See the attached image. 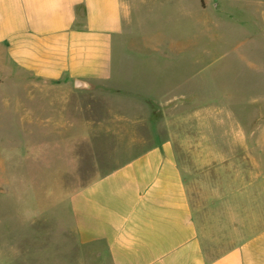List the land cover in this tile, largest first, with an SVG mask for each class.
I'll return each mask as SVG.
<instances>
[{
  "label": "crops",
  "instance_id": "1",
  "mask_svg": "<svg viewBox=\"0 0 264 264\" xmlns=\"http://www.w3.org/2000/svg\"><path fill=\"white\" fill-rule=\"evenodd\" d=\"M212 1L211 10L216 11L223 0ZM237 1L264 12V0ZM144 3L0 0V76L10 86L19 83L37 92L28 94L35 98L34 106L24 108L22 116L29 123L38 122L41 133L52 124L53 133L60 135L72 122L63 114L70 95H87L116 84L126 96L134 92L136 101L158 108L166 117L161 123H174L177 117L190 120L192 105L205 106L198 64L207 55L206 47L192 51L190 45L202 39L208 22L211 26L217 22L211 18L207 22L206 0H170L178 18L151 33L144 26ZM114 43L120 56L114 55ZM127 45L145 46V51L129 52ZM76 80L87 86L75 87ZM51 91L61 92L60 98ZM7 99L17 108L25 105L15 93ZM232 131L230 138L245 140L250 154L246 140L253 132ZM155 132L149 147L67 193V212L42 214L53 218L55 227L53 233L49 229L37 235L47 242L53 235V246H35L36 233L26 232L21 245L8 243V264L19 258L32 264L36 250L38 264H264V226L219 255L207 257L173 131L166 126Z\"/></svg>",
  "mask_w": 264,
  "mask_h": 264
},
{
  "label": "rangeland",
  "instance_id": "2",
  "mask_svg": "<svg viewBox=\"0 0 264 264\" xmlns=\"http://www.w3.org/2000/svg\"><path fill=\"white\" fill-rule=\"evenodd\" d=\"M206 1L207 22L211 18L217 23L208 22L202 39L190 45L192 51L207 49L198 64L205 106L192 105L190 120L177 117L174 123H161L166 117L158 108L143 105L134 92L126 96L111 84L87 95H70L63 103V114L72 119L69 129L57 135L50 124L41 133L38 122L22 116L24 108L34 106L35 98L28 94L37 92L19 83L10 86L0 76V264L10 260L8 243L21 245L26 232L36 233L35 246H53V235L48 242L37 235L49 229L53 233L55 227L54 219L42 214L67 212V193L149 147L155 130L166 126L174 134L207 257L264 226V12L237 0H223L213 11L214 1ZM149 2L153 0H145L142 12L148 32L178 18L170 0L153 2L147 10ZM237 42L241 45L236 48ZM126 50L141 52L145 46L127 45ZM121 53L114 43L115 57ZM12 93L20 96L23 108L9 105ZM60 93L51 91L58 98ZM232 130L253 132L246 140L251 155L245 140L230 138ZM38 255V250L32 252V264H38ZM16 264H23L22 259Z\"/></svg>",
  "mask_w": 264,
  "mask_h": 264
},
{
  "label": "water",
  "instance_id": "3",
  "mask_svg": "<svg viewBox=\"0 0 264 264\" xmlns=\"http://www.w3.org/2000/svg\"><path fill=\"white\" fill-rule=\"evenodd\" d=\"M75 87H83V86H87V84H80V81L79 80H76L75 83H74Z\"/></svg>",
  "mask_w": 264,
  "mask_h": 264
}]
</instances>
